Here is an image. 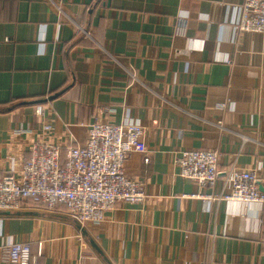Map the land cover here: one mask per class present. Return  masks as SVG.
Returning a JSON list of instances; mask_svg holds the SVG:
<instances>
[{
  "label": "crops",
  "instance_id": "crops-1",
  "mask_svg": "<svg viewBox=\"0 0 264 264\" xmlns=\"http://www.w3.org/2000/svg\"><path fill=\"white\" fill-rule=\"evenodd\" d=\"M242 2L0 0V173L93 123L142 127L150 156L124 163L144 202L100 223L31 201L0 215V264L16 243L36 264H264V203L204 197L232 168L264 195V35L236 31ZM191 150L220 153L213 189L179 176Z\"/></svg>",
  "mask_w": 264,
  "mask_h": 264
},
{
  "label": "built area",
  "instance_id": "built-area-1",
  "mask_svg": "<svg viewBox=\"0 0 264 264\" xmlns=\"http://www.w3.org/2000/svg\"><path fill=\"white\" fill-rule=\"evenodd\" d=\"M235 29L264 35V0H243ZM43 130L51 132L52 127L44 125ZM132 153L141 154L145 164L150 162L144 129L134 125L93 123L84 143L65 152L54 145H35L19 173H0V212H21L28 201L48 211L62 204L80 226L100 223L118 203L141 204L146 198L144 184L124 172ZM219 159L214 150L183 151L176 159L179 176L202 189H213L221 179ZM221 180L222 192L204 195L206 199L264 203L252 170L232 168ZM3 253L11 263L36 264L29 245L12 244Z\"/></svg>",
  "mask_w": 264,
  "mask_h": 264
},
{
  "label": "water",
  "instance_id": "water-1",
  "mask_svg": "<svg viewBox=\"0 0 264 264\" xmlns=\"http://www.w3.org/2000/svg\"><path fill=\"white\" fill-rule=\"evenodd\" d=\"M0 215H14V213L11 212H0Z\"/></svg>",
  "mask_w": 264,
  "mask_h": 264
}]
</instances>
